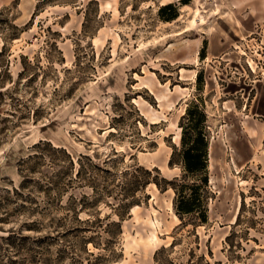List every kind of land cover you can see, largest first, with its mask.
<instances>
[{
	"label": "rangeland",
	"instance_id": "1",
	"mask_svg": "<svg viewBox=\"0 0 264 264\" xmlns=\"http://www.w3.org/2000/svg\"><path fill=\"white\" fill-rule=\"evenodd\" d=\"M0 200V264H264V0H0Z\"/></svg>",
	"mask_w": 264,
	"mask_h": 264
},
{
	"label": "trees",
	"instance_id": "2",
	"mask_svg": "<svg viewBox=\"0 0 264 264\" xmlns=\"http://www.w3.org/2000/svg\"><path fill=\"white\" fill-rule=\"evenodd\" d=\"M172 7V4H165L160 8L161 12H164L167 8ZM177 13L168 16V20L176 18ZM197 106H190L188 109L189 115L194 117L197 112ZM195 121V122H194ZM194 121L191 119L188 130L191 132L189 136L187 134L182 135V163L184 170L190 176L194 178L187 180L184 178L176 177L175 181L172 182L173 189L175 190V201L174 206L177 215L183 220L185 216L193 215L199 222H207V198H208V182L209 176L207 172V155H208V140L204 133V129L201 126V120ZM174 154V153H173ZM68 157L69 154H68ZM70 163L73 160L69 158ZM28 178L23 180L21 188H25V183ZM17 194L21 193L14 188ZM1 201V200H0ZM1 204V202H0ZM86 222H92L93 220ZM121 227L120 223H117ZM13 236L7 237V240L15 238Z\"/></svg>",
	"mask_w": 264,
	"mask_h": 264
}]
</instances>
